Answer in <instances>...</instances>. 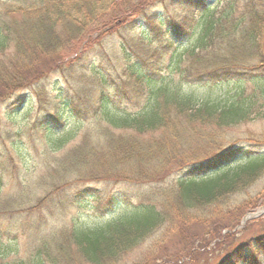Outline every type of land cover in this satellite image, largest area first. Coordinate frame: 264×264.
<instances>
[{"label":"trees","instance_id":"obj_1","mask_svg":"<svg viewBox=\"0 0 264 264\" xmlns=\"http://www.w3.org/2000/svg\"><path fill=\"white\" fill-rule=\"evenodd\" d=\"M162 1L172 5L189 1L194 13V17L187 18L191 21L189 27L184 29L173 23L176 20L169 18V12L164 9L161 13L152 12L164 21L158 19L153 27L149 25L151 30L155 27L158 30V35L152 30L151 39L157 40L161 34L162 41L155 43L152 56L145 54L147 48L143 49L152 43L151 39L124 41L122 54L128 60L124 78L129 87L116 85L111 96L101 93L97 102L102 120L114 129L130 130L144 138L146 134L167 128L168 137L160 140L148 137L136 142L113 138L110 145L104 147V144L96 146L87 141L86 134L65 160L71 163L73 156L87 155L94 159L98 153L111 155L109 171L104 173L90 166L88 172L77 169L76 174L79 181H104L119 186L115 192L88 188L69 197L67 185L59 184L66 175L61 170L57 181L49 187L51 190H44L46 193L38 199L27 195V201H22V195L40 187L41 183L17 185L16 194L12 196H19L17 201L2 206L0 215L30 217L38 213V221H41L46 218L41 212L44 208L55 215L87 199L100 209H113L119 203L128 207L131 199L136 198L142 203L139 210L120 214L101 225L80 228L74 224L63 228L58 237L55 233L49 239L39 240L36 236L31 251L22 258H10V254L0 248V264H165L170 261L180 264L187 252L205 249L214 239H222L221 230L234 229L248 211L263 201L262 196L250 198L234 209L220 212V218L207 220L204 216L210 214L212 207L221 211L233 195L243 193L263 173L264 153L240 148L238 154H234L229 148L211 150L207 145L198 157L192 154L193 158L185 160L181 152L189 147L184 141L185 135H197L202 127L220 129L264 119V0H229L228 5L220 9L218 6L225 0L157 2ZM211 1H215V5L210 4ZM1 2L0 106L13 111L26 102V91L36 94V85L44 84L49 75L77 82L103 79L106 71L97 70L87 58L94 53V59L100 62L107 59L103 38L115 33L116 22L123 12L136 14L139 10L130 0H75L67 9L47 3L41 8H6L1 7ZM17 14L21 21L12 23ZM195 29H200L201 34L192 41ZM95 32L99 34L86 42L89 51L66 60L69 50ZM196 49L203 54L196 53ZM85 52L88 53L84 55ZM182 57L186 61L174 71L176 77L166 84L160 83L155 90L163 74L173 72ZM225 84H232L235 90L231 97H226L227 91L220 92ZM193 85L197 89L206 86L219 94L203 97L191 89L184 90ZM144 91L147 97L140 110L133 113L121 107L127 102L138 104ZM64 107V112L70 110L81 119L80 110L67 102ZM59 112L56 121H37L31 131L53 136L51 127L56 124L64 127ZM238 157L242 160L234 161ZM171 162L178 164V174L173 183L165 185L164 177L168 175L165 170ZM141 186L148 187L149 191L135 193L126 189ZM13 205L19 210L11 211L15 209ZM201 228L207 241H203ZM192 229L195 232L191 233ZM159 232V244L153 248L160 254L151 249V254L145 253L134 262L126 260ZM260 256H264V227L258 237L247 245L230 248L216 264H261Z\"/></svg>","mask_w":264,"mask_h":264},{"label":"rangeland","instance_id":"obj_2","mask_svg":"<svg viewBox=\"0 0 264 264\" xmlns=\"http://www.w3.org/2000/svg\"><path fill=\"white\" fill-rule=\"evenodd\" d=\"M130 1L135 3L134 5L139 10H136V14L123 12L120 15L122 18H119L116 22L118 25L114 29L115 33L113 32L110 36L103 38L106 46L105 56L107 59L104 58L103 62H100L98 59H94L96 56L94 53L87 58L90 59V63H94V67L97 70L106 71L103 79L95 78L94 81L93 79L91 81L85 79V81L77 82L74 79L65 80L57 77L56 74L49 75L44 84L39 83L36 85V94L26 91L27 99L20 109L13 111L6 108V106H0V211H2V206L9 205L12 203L11 201H17L19 196L12 197L16 194L17 185H23L25 183L37 185L41 183L40 187L29 189V192H24L22 195V201H27V195H35V199H38L51 190L49 187L53 182L55 183L57 181V174H60L61 170H63L62 174L66 173V175H63L61 181L59 180V184L64 183L67 185L66 190L69 197L80 189L88 188H93L103 193L115 192L119 186L104 181H79L80 178L76 174L77 169H83L84 172H88L90 166L95 167L98 171L102 170L104 173L107 169L109 171L110 168L108 166H111V155L106 156L103 153H98L94 159L87 155L82 157L73 156L71 163L65 160L67 154L81 143V140L86 134H88L87 141L92 142L96 146H102L104 144V147L110 145V141L113 138L116 141L136 142L148 137L158 140L168 137L169 131L167 128H163L166 131L159 129L152 135L146 134L144 138L130 130L114 129L110 124L104 122L99 115L97 101L101 93L111 96L116 85L122 86L123 88L129 87L128 80L124 78L127 77L125 68L128 66V60L122 54L121 45L124 44V41L150 40L153 29L154 33H158L156 27L151 30L149 25L153 27L158 19L163 20L164 18H156L152 12L161 13V9L168 11V17L176 20L173 23L176 22L178 26L182 25L184 29H187L191 23L187 18L194 17V13L189 7L191 6L189 1L180 4L175 3L173 5L167 1L165 4H163V1L157 2L159 0ZM1 3V7L6 8H41L44 3H47L50 5L58 4L61 5V8L67 9L70 8L71 3H75V0H2ZM227 3H229V0L222 1L218 9L223 6L226 7L228 5ZM210 4L215 5V1H211ZM236 9L239 10L238 5ZM161 17H164V15ZM21 19L20 15L17 14L13 17L12 23L20 22ZM200 31V29H195L194 37L191 39L192 41L199 38ZM98 34L99 32L89 33L83 37L84 39L82 40L84 42L76 45L74 43L73 45L75 46L66 53V60L76 57L85 50L89 51L86 44L87 39L94 38ZM161 38L160 34L157 40L151 39L152 43L148 47H143L144 50L147 48V53L145 54L152 56L154 53L153 50L156 47L155 43L157 44V42L162 41ZM210 47L212 48L213 45ZM195 52L200 55L203 54L199 49H196ZM87 53L85 52L84 55ZM185 61L186 59L182 57L178 66L174 67L173 72L163 74L161 82L155 85V90L160 83L166 84L170 79L175 78L174 71L180 68ZM101 63H103L102 66L98 68ZM188 89L193 90L196 94L203 97L214 96L216 93L219 94V92H214V90L206 86L200 89H197L194 85L190 88H184L185 91ZM226 91L228 92L226 97H231L235 93L232 84H225L221 87L220 92ZM146 97L147 92L144 91L140 97L141 101L138 104L127 102L121 105V107L129 112L135 113L142 108ZM66 102L76 110H80L79 115L81 119L78 120L75 115L73 116L72 114L74 112L72 113L70 110L64 112V104ZM58 112L63 116L64 127L60 128L58 124L55 127H51L50 124L49 127L52 128L51 134L53 136L44 135L43 132L40 134L31 131V126L37 121L44 122L45 119L56 121L58 119ZM185 136L184 141L189 146L187 150L181 152L185 160H189L194 156L198 157L199 152L206 148L207 145L210 146L209 148L211 150H224L229 148L234 154H238L237 151L240 148L242 150L250 149L254 153H264V119L249 120L220 129L214 126L202 127L199 129L197 135ZM59 141H63L64 143L61 144ZM239 158L242 157H238L234 161L242 160ZM177 167L178 164L174 162L168 165L167 170L169 172L165 170V173L168 174L164 177L165 185L174 182L176 179L175 175L178 174L177 169L179 168ZM199 176L203 177L204 175ZM141 187H126V189L127 192L133 191L135 193L149 191L148 187ZM44 190L47 191L44 192ZM260 196H262L263 201L256 208L248 211L234 229L221 230L222 239H214L209 242L205 249H199L191 254L187 252L180 259V264H216L218 259H222L229 253L230 248H234L240 244L247 245L248 241L258 237L264 227V171L243 193L233 195L221 207V211L214 206L210 209V214L204 216L207 220L217 217L220 218L221 213H225L227 210L242 205L250 198L254 199ZM140 204L142 203L138 199L133 198L128 207L124 203H119L113 209H100L95 202L87 199L75 206L69 207L65 211L59 210L55 215H51L48 212L49 210L44 208L41 212L46 218L45 220L42 218L41 221H38L40 220V214L38 213H33L30 217H26V215L15 216V214L11 216L0 215V248H2V251L8 252L10 258H22L31 251L32 246L35 244L36 236L39 237V240L42 238L49 239L52 233H55L56 237H58V233L63 228L73 226L74 224L80 228L101 225L120 214L128 215L139 210ZM12 208L15 209L11 211L19 210L16 205H13ZM246 216H250V218L241 225V221ZM199 231L205 237L203 241H207L208 237L205 231L203 232V228ZM190 232L193 233L195 231L192 229ZM160 236V232L156 233L139 250L127 256L126 260L131 263L145 255V253L151 254L153 251L156 254H160V251H156L153 248L155 244H159ZM223 244L226 247L221 246ZM230 244L231 247H228ZM259 259L261 264H264V256H260ZM165 264H174V262L170 261Z\"/></svg>","mask_w":264,"mask_h":264},{"label":"water","instance_id":"obj_3","mask_svg":"<svg viewBox=\"0 0 264 264\" xmlns=\"http://www.w3.org/2000/svg\"><path fill=\"white\" fill-rule=\"evenodd\" d=\"M249 218H250V216H246V217L241 221V225H243L244 222H246Z\"/></svg>","mask_w":264,"mask_h":264}]
</instances>
